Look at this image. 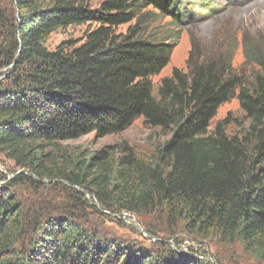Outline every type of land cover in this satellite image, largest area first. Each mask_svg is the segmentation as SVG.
<instances>
[{"label":"trees","instance_id":"trees-1","mask_svg":"<svg viewBox=\"0 0 264 264\" xmlns=\"http://www.w3.org/2000/svg\"><path fill=\"white\" fill-rule=\"evenodd\" d=\"M88 1L9 0L13 15L0 11V155L16 174L0 187V264H212L162 242L149 231L148 216L171 229L184 223L195 242H239L264 260L260 41L242 43L244 64L256 68L250 78L233 69L235 41L224 51L190 52L186 71L173 69L154 90L151 79L175 45L143 18L151 9L154 18L180 26L182 0H104L97 9ZM73 26H87L80 39L45 46L52 33ZM234 99L246 126L227 117L211 129L219 108ZM138 119L171 132L153 161L126 147L116 159L99 151L76 159L73 174L51 154L60 142L103 138ZM232 124L240 127L233 135ZM43 181L84 190L103 212L137 216L158 238L157 252L108 240L97 221L78 213L105 214L74 189L62 188L59 199L47 194L54 183ZM23 188L31 195L22 197Z\"/></svg>","mask_w":264,"mask_h":264},{"label":"rangeland","instance_id":"rangeland-1","mask_svg":"<svg viewBox=\"0 0 264 264\" xmlns=\"http://www.w3.org/2000/svg\"><path fill=\"white\" fill-rule=\"evenodd\" d=\"M103 1L89 0L88 4L92 9H97ZM0 11L10 16L13 15L9 0H0ZM149 11L152 15L144 16V21L149 19L144 25H151L152 32L157 33L159 38L171 37V41L175 45L167 66L151 79L154 90L163 78L171 75L173 69L186 71L190 52L206 54L205 52L209 49L217 52L224 51L230 48V45H235V41H237L236 47L231 49L234 71L243 75L245 79L250 78L255 73L256 68L244 64L242 43L244 39L249 38L252 42L257 40L259 43L260 41L264 48V0H182V12L185 15V20L180 26H175L169 18L156 19L154 18L155 12L151 9ZM134 23L118 28V32H125L127 27L134 25ZM86 28L87 26H73L65 30H58L50 35L45 46L52 50L63 41L80 39ZM241 116L243 114L239 110L237 101L231 100L219 108L212 121L211 129L227 117L236 118L246 126V122L241 120ZM238 131H240V127L232 124L228 129V134L233 135ZM170 137L171 132L164 133L160 129H150L143 124L142 119H138L124 131L103 138L89 134L75 140L60 142L51 154L55 156V161L57 160L56 162L61 166V169L65 170V173L76 174V170L72 169L76 159L91 158L94 153L99 151L110 152V158L116 159L121 155L120 150L126 147L131 148L139 157L153 161V157L158 154ZM13 170H15V166L12 161L0 155V184H2L0 187L16 175L13 174ZM1 175L5 176L6 180ZM43 182L46 185L54 183L51 192H45L58 196L57 199L62 197L61 191L64 187L70 188V190L74 189L81 194L85 192L71 186L66 181ZM32 191V189H19L22 197H28ZM87 196L89 199L84 197L90 204H97L92 196L89 194ZM98 209L104 214L100 208ZM81 211L84 212L80 214L79 211L78 214L80 217L83 216L84 221H97L96 224L108 240L119 242L123 246L133 245L138 249H144L146 252H157L156 241L159 238L181 254L200 257L211 263L216 262L215 259L219 257L226 264H264V260H259L251 252L243 250L239 242L233 246H220L202 241L195 242L193 235L185 229L184 223H180L177 228L171 229L166 228L164 222H157L155 217H146L145 221L149 231L158 237L156 238L144 230V227L140 225L139 218L135 215L120 214L126 215L124 219L120 215L105 214L107 219H104L95 217L90 210ZM136 226L142 228L144 233ZM178 243L181 244L178 245ZM190 249L195 251L196 255L191 254Z\"/></svg>","mask_w":264,"mask_h":264},{"label":"water","instance_id":"water-1","mask_svg":"<svg viewBox=\"0 0 264 264\" xmlns=\"http://www.w3.org/2000/svg\"><path fill=\"white\" fill-rule=\"evenodd\" d=\"M22 173H27L26 171H21ZM0 185H2V184H0ZM82 192V191H81ZM82 194L84 195V196H86L88 199H89V197L87 196L88 194L86 193V192H82ZM95 207L98 209L99 208V206L96 204L95 205ZM104 214H107V215H110V216H114V215H112V214H110V213H107V212H104ZM120 217H122V218H124L125 219V217H126V215H120ZM137 227V229H139L140 231H142L143 232V229L142 228H140L139 226H136ZM144 233V232H143ZM212 264H216V262L215 261H213L212 262Z\"/></svg>","mask_w":264,"mask_h":264}]
</instances>
